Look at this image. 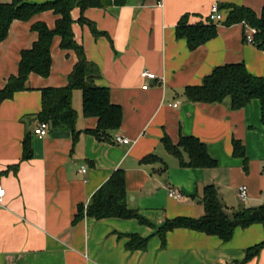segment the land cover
I'll use <instances>...</instances> for the list:
<instances>
[{
  "label": "crops",
  "instance_id": "obj_1",
  "mask_svg": "<svg viewBox=\"0 0 264 264\" xmlns=\"http://www.w3.org/2000/svg\"><path fill=\"white\" fill-rule=\"evenodd\" d=\"M46 1L52 0H35ZM214 3L248 6L258 14L264 7V0H164L163 6L157 0H127L119 6L88 7L83 15L105 33L99 37L79 22L80 8H73L75 40L99 67L96 83L108 86L111 101L122 106L123 124L104 142L85 133L98 119L83 115L82 90L76 89L72 105L81 130L77 143L66 127H50L44 137L34 133L41 122L36 114L42 110V89L67 85L78 60L76 52L62 49L60 37H55L49 76L30 73L26 90L0 100V186L6 190L0 205V264H264V248L243 262L246 250L264 241L261 223L237 227L228 242L190 228L169 232L166 244L156 235L168 219L202 217L203 188L208 184L216 186L231 211L264 204L260 100L232 109L228 98L215 104L192 102L184 93L219 65L242 62L253 75L264 77V49L246 41L243 23L218 22V34L194 50L187 39L177 38L184 15H189L190 23L207 21ZM223 10L226 17L228 11ZM57 18L45 10L30 20L12 22L7 38L0 42V89L17 74L22 50L38 39L31 25L44 21L54 28ZM143 70L157 77L145 79ZM26 133L34 155L23 160ZM185 135L203 141L217 167H184L164 147L165 136L178 143ZM116 136L130 142L118 143ZM233 139L245 145L247 170L243 159L233 154ZM150 154L167 164V172L161 162H141ZM118 169L126 171L129 207L154 227L118 217L86 216L73 223L79 204L87 205ZM240 185L248 188L246 202L239 197ZM172 189L184 198L170 197ZM129 234L149 237L146 249L126 248Z\"/></svg>",
  "mask_w": 264,
  "mask_h": 264
},
{
  "label": "trees",
  "instance_id": "obj_2",
  "mask_svg": "<svg viewBox=\"0 0 264 264\" xmlns=\"http://www.w3.org/2000/svg\"><path fill=\"white\" fill-rule=\"evenodd\" d=\"M126 1L52 0L42 3H37L35 0L0 1V42L7 38L9 28L14 20L27 21L45 10H52L58 16L54 28H50L44 21L31 25V29L38 33V39L31 48L22 50L18 72L13 74L5 86L0 89V100L10 99L16 92L26 90L30 73L42 77L49 76L53 63L51 53L53 41L55 37L59 36L61 48L75 51L78 60L70 73L67 85L42 89V110L36 116L41 122H50L52 129L68 128L72 133L75 145L81 130L77 129L78 112L72 105V98L73 92L80 89L83 94V115L98 119L94 128L86 129L84 132L94 135L102 142L110 140L111 133L123 124L122 106L111 101V91L108 86H100L96 83V80L101 76L99 67L94 61L87 58L84 46L75 40L72 27L74 19L71 11L74 7H79L82 12L79 22L90 27L94 36L99 37L105 33L99 31L90 19L85 18L83 11L88 7L119 6L125 4ZM219 7L228 11L223 20L226 25L243 23L255 27L257 29V33L254 35L255 44L264 49V7L259 14L244 5L227 3L219 5ZM188 18L189 15H184L179 21L176 36L179 39H187L190 50L197 49L218 34V23L207 21L190 23ZM184 93L186 98L192 102L215 104L228 98L232 109H241L252 100L258 99L261 102L264 122V77L253 75L242 62L214 67L213 72L205 76L201 84L187 86ZM24 137L22 159L28 160L33 157L34 152L30 134L26 133ZM162 141L164 147L175 155L184 167L215 168L218 165V162L210 156L206 144L196 136H181L178 143H174L171 138L165 136ZM232 146L233 154L243 159L244 167L247 170L249 161L245 145L240 140L233 139ZM184 154H187L186 160ZM155 161L161 162L163 172H167V164L156 154H150L141 159L142 163ZM126 182V171L115 170L106 182L94 192L87 205L79 204L73 223L80 222L86 216L96 219L118 217L136 219L141 225L154 227L152 222L141 215L137 209L129 207ZM202 203L205 209L202 217L178 216L168 219L158 227L156 235H159L163 244H166L167 234L176 228H190L228 242L232 240L237 227L247 228L254 223L264 224V204L231 211L213 184H208L203 188ZM127 236L126 248L130 250L146 249L149 243V237H140L138 234ZM263 248L264 241L248 248L243 262L249 261L259 254Z\"/></svg>",
  "mask_w": 264,
  "mask_h": 264
},
{
  "label": "built area",
  "instance_id": "obj_3",
  "mask_svg": "<svg viewBox=\"0 0 264 264\" xmlns=\"http://www.w3.org/2000/svg\"><path fill=\"white\" fill-rule=\"evenodd\" d=\"M163 1L164 0H157V4L159 6H163ZM225 19V11L223 9H221L219 7V5L217 3L212 4V8L210 11V14L207 18V22H223V20ZM257 33V29L255 27H252L248 24L245 25V30H244V34H245V39L247 42L255 44V37L254 35ZM141 76L145 79H155L157 77L155 72H151L148 70H143V72L141 73ZM144 89H148V84H144L142 86ZM177 105V104H175ZM51 127L50 122L46 121V122H40L38 126H36L34 128V133L36 135H38L39 137H44L46 136V134L49 131V128ZM116 142L118 143H128L130 142V139L127 137H121V136H116L115 137ZM85 170V169H84ZM5 188L3 186H0V205L3 202V197L5 195ZM238 192H239V197L241 199V201L246 202L248 200L249 197V192H248V188L246 185H240L238 187ZM168 194L170 195V197H174L176 199H183L184 195L181 194L180 191L176 190V189H172L169 190Z\"/></svg>",
  "mask_w": 264,
  "mask_h": 264
}]
</instances>
